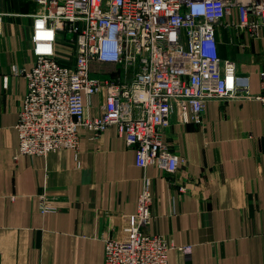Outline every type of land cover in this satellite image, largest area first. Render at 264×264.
I'll return each instance as SVG.
<instances>
[{"label": "crops", "instance_id": "0c3cea01", "mask_svg": "<svg viewBox=\"0 0 264 264\" xmlns=\"http://www.w3.org/2000/svg\"><path fill=\"white\" fill-rule=\"evenodd\" d=\"M2 8L18 16H5L0 33V264H103L105 241L121 240L126 218L137 211L144 176L152 181L153 203L143 231L173 243L168 264H264L259 101H210L200 125L181 124L173 112L164 140L186 163L170 177L154 166L137 167L114 126L96 139L81 129L77 153L16 157L15 125L26 93L19 71L34 62L26 15L35 8L24 0H2ZM217 41L220 58L250 76L249 93L259 95L264 55L254 53L257 41L238 49L236 29H219ZM91 69L103 70L96 63ZM104 105L102 91L90 98L86 116H99Z\"/></svg>", "mask_w": 264, "mask_h": 264}, {"label": "built area", "instance_id": "2783aa9c", "mask_svg": "<svg viewBox=\"0 0 264 264\" xmlns=\"http://www.w3.org/2000/svg\"><path fill=\"white\" fill-rule=\"evenodd\" d=\"M27 1L35 8L26 15L34 62L19 71L26 93L15 125L16 157L77 153L81 129L96 139L114 126L137 167L154 166L170 177L186 163L164 140L173 112L181 124L200 125L210 101L241 97L264 106V71L260 93L252 96L249 76L220 58L217 41L219 29H236L240 50L244 35L264 39V0ZM5 16L18 15L3 12L0 0V33ZM93 63L122 72L93 73ZM102 91L101 114L88 118L90 98ZM151 188L144 176L137 211L126 218L121 240L105 241L103 264H168L173 243L143 231L152 221Z\"/></svg>", "mask_w": 264, "mask_h": 264}, {"label": "rangeland", "instance_id": "374dc122", "mask_svg": "<svg viewBox=\"0 0 264 264\" xmlns=\"http://www.w3.org/2000/svg\"><path fill=\"white\" fill-rule=\"evenodd\" d=\"M24 1L27 4H31L27 0H24ZM17 5H19L20 8L22 7V4H21L20 1H17ZM3 12H5L4 9H3ZM241 38L243 39V36ZM256 41H257V45H256V47H254L255 48L254 53L256 55L259 54V57H260V56L264 55V39L256 40ZM249 42H250V39L246 36V41H245L246 45L249 44ZM101 66L103 68V70L101 69L102 70L101 74H103V75H112V74H114V72H117V71H119L121 69L120 67H119L120 69H117L118 67H114V66H105V65H101ZM91 71L94 73L95 69H91ZM119 72L121 73L122 71L120 70ZM130 74L131 73H128L127 76L124 75V77H126L125 79L127 81L130 80V78H131ZM249 79H250V76H249ZM259 84H260V81H259Z\"/></svg>", "mask_w": 264, "mask_h": 264}, {"label": "water", "instance_id": "95a60500", "mask_svg": "<svg viewBox=\"0 0 264 264\" xmlns=\"http://www.w3.org/2000/svg\"><path fill=\"white\" fill-rule=\"evenodd\" d=\"M71 38V35H67V39H70Z\"/></svg>", "mask_w": 264, "mask_h": 264}]
</instances>
